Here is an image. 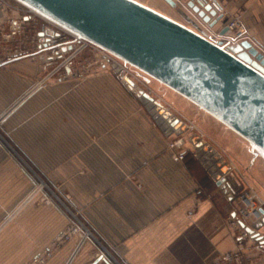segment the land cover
Returning <instances> with one entry per match:
<instances>
[{
    "label": "crops",
    "instance_id": "1",
    "mask_svg": "<svg viewBox=\"0 0 264 264\" xmlns=\"http://www.w3.org/2000/svg\"><path fill=\"white\" fill-rule=\"evenodd\" d=\"M173 1L208 35L228 36L238 18L264 55V0H216L224 12L212 28L191 0ZM18 59L0 64V264H210L237 248L234 201L187 136L180 160L168 148L174 133L121 81L34 86L20 100L36 67Z\"/></svg>",
    "mask_w": 264,
    "mask_h": 264
},
{
    "label": "water",
    "instance_id": "2",
    "mask_svg": "<svg viewBox=\"0 0 264 264\" xmlns=\"http://www.w3.org/2000/svg\"><path fill=\"white\" fill-rule=\"evenodd\" d=\"M15 1L174 91L245 140L253 155L264 159V55L249 41L226 48L211 40L173 0L163 1L184 23L138 0ZM186 6L210 28L222 17L205 0H191ZM126 81L133 85L129 78ZM135 94L166 135L188 130L186 123L152 96L141 89ZM188 140L205 168L210 172L213 164L218 168L216 181L229 170L226 160L201 135ZM217 184L226 194L224 186ZM263 224L264 218L253 228L245 227L259 244H264L259 231Z\"/></svg>",
    "mask_w": 264,
    "mask_h": 264
},
{
    "label": "rangeland",
    "instance_id": "3",
    "mask_svg": "<svg viewBox=\"0 0 264 264\" xmlns=\"http://www.w3.org/2000/svg\"><path fill=\"white\" fill-rule=\"evenodd\" d=\"M5 1L8 4L2 7L4 12L2 18H0V60L7 61L19 58L18 61H30L31 65L36 67V71L30 75V79L34 81L30 90L37 84L39 86L35 88L47 87L61 81L63 83L66 81H123L122 76H128L131 81L137 83L138 88L158 99L167 110L185 121L189 128L186 132L182 133L184 137L187 136L189 138L195 134L201 135L229 164L231 168L230 175H232L230 178L235 183L238 193H249L250 197L260 204L264 210V161L261 159V156L254 159L251 154L246 153L245 146L247 143L241 137L204 111L198 109L185 98L154 79L147 78V76L135 68L129 65H126V67L119 66L120 62L115 58H110L108 61L102 51L92 46L80 49L76 56L72 57V65L70 64V70L67 72L64 67V58L54 61L53 64L51 63L52 65L47 63H45L46 66L43 65L44 62L40 59L39 54L29 53L33 52L36 48V34L42 31L41 27L44 21L37 16H33L34 20L25 22L19 32L7 38L6 35L10 30L9 18L18 17V13L20 15L28 13L23 10V7L17 1ZM139 1H142L146 5L148 4V6L159 12L162 10L164 12L162 13L165 15L173 14L165 5V2L163 3L160 0ZM234 19L238 18L231 20ZM54 30L60 32L59 29L54 28ZM241 39L250 42V38L246 34ZM21 51L24 53L20 54ZM8 52L12 54L17 53V55L16 57L9 56L7 58L6 53ZM20 72L22 71L16 70V73L19 74ZM133 93L135 94V92ZM139 102L141 103L140 100ZM142 105L145 107L144 104ZM236 202H234L235 209ZM250 220L252 222L255 219L253 216H250ZM257 245V241L251 238V236L239 244L238 255L239 261L242 264H250V255L264 253L260 245Z\"/></svg>",
    "mask_w": 264,
    "mask_h": 264
},
{
    "label": "built area",
    "instance_id": "4",
    "mask_svg": "<svg viewBox=\"0 0 264 264\" xmlns=\"http://www.w3.org/2000/svg\"><path fill=\"white\" fill-rule=\"evenodd\" d=\"M207 4L210 5L211 9L216 12V15L223 14L224 10L221 7V5L216 0H205ZM8 4L5 0H0V6L3 7L4 5ZM20 4V3H19ZM23 7V10L26 11L28 14L24 13L20 15L18 13V17H12L9 18V27L10 30L7 33L6 37L9 38L12 35L19 32L22 27L24 26L25 22H28L33 19V16L39 17L42 21V27L39 32H42L41 35H39V32L36 34V48L33 52L29 54H39L40 59L43 60L44 64H53L54 61L59 60L61 58H64V67L65 70H70V66L72 65V57L76 56V54L79 52L80 49L86 47V46H92L96 49H99L103 52L104 57L107 58L109 61L110 58H115L113 55L107 53L106 51L100 49L99 47L89 43L88 41H85L79 37H77L75 34L71 33L70 31L66 30L65 28L57 25L56 23L50 21L49 19L39 15L32 9L20 4ZM19 11V10H18ZM25 18H28L25 20ZM34 20V19H33ZM51 26V27H49ZM227 31L229 32L228 36H216V35H208L209 38L213 41H219L222 43V45L226 48L234 47L237 45L240 41H243L245 39H241L245 35L244 28L241 24V22L238 19L230 20L227 24ZM12 28V29H11ZM54 28L59 29L60 32H57L54 30ZM47 31H51V35L47 34ZM63 32V33H62ZM24 52L21 51L20 54H23ZM16 54L12 53H6V57L14 56L16 57ZM26 55V54H24ZM20 55V56H24ZM66 55V56H65ZM120 62L119 66L126 67V64L117 59ZM5 62L4 60H0V64ZM51 64V65H52ZM71 64V65H70ZM67 72V70H66ZM126 78H129L128 76H122L121 81L128 89L135 92L136 90L140 89L138 88V85L135 81L133 82V85H130ZM130 79V78H129ZM131 80V79H130ZM36 86H39L37 84ZM35 86V87H36ZM142 90V89H141ZM144 91V90H142ZM31 90H29L27 93L22 95L20 100L24 99ZM146 92V91H144ZM149 94L148 92H146ZM150 95V94H149ZM151 96V95H150ZM154 98V97H153ZM158 102H160L158 99L154 98ZM166 108V107H165ZM167 109V108H166ZM182 120V119H181ZM184 123L185 121L182 120ZM185 137L183 134L176 135L174 133V137L168 141V148L174 152V156L178 159H183L184 157V145H185ZM231 168L224 173L221 174L220 177L217 179L218 182H220L221 185L224 186V190H226V195L230 197L234 202H236V209L233 211V213L228 217L229 225L231 228H233L236 231L235 234V241L237 244V248L234 251L223 253L219 257H217L215 260H213L210 264H242L241 261H239V244H241L244 240L247 238H250V233H248L244 226H241L240 223H245L248 227L253 228V226L261 221L264 218V210L262 206L258 203H256L252 197H250L249 193H238V190L236 189L235 183L231 181L230 173ZM250 216L254 217V221L251 222ZM72 233H80V227L75 226L71 229ZM88 233L84 232V234L81 235L82 239H85L87 237ZM43 259L41 257L35 258L32 262L27 264H37L41 263Z\"/></svg>",
    "mask_w": 264,
    "mask_h": 264
},
{
    "label": "bare ground",
    "instance_id": "5",
    "mask_svg": "<svg viewBox=\"0 0 264 264\" xmlns=\"http://www.w3.org/2000/svg\"><path fill=\"white\" fill-rule=\"evenodd\" d=\"M243 225H244V227H248L245 223H243ZM248 228H250V227H248Z\"/></svg>",
    "mask_w": 264,
    "mask_h": 264
},
{
    "label": "trees",
    "instance_id": "6",
    "mask_svg": "<svg viewBox=\"0 0 264 264\" xmlns=\"http://www.w3.org/2000/svg\"><path fill=\"white\" fill-rule=\"evenodd\" d=\"M244 142H246L245 140H244ZM247 143V142H246Z\"/></svg>",
    "mask_w": 264,
    "mask_h": 264
}]
</instances>
